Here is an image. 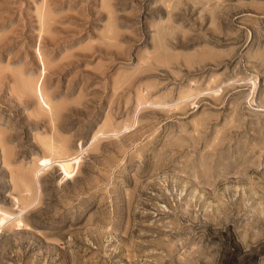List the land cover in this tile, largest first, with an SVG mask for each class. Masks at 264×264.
Here are the masks:
<instances>
[{
  "label": "rangeland",
  "instance_id": "374dc122",
  "mask_svg": "<svg viewBox=\"0 0 264 264\" xmlns=\"http://www.w3.org/2000/svg\"><path fill=\"white\" fill-rule=\"evenodd\" d=\"M1 207L0 264H264V0H0Z\"/></svg>",
  "mask_w": 264,
  "mask_h": 264
},
{
  "label": "bare ground",
  "instance_id": "6f19581e",
  "mask_svg": "<svg viewBox=\"0 0 264 264\" xmlns=\"http://www.w3.org/2000/svg\"><path fill=\"white\" fill-rule=\"evenodd\" d=\"M251 80V79H250ZM253 80V79H252ZM251 80V81H252ZM258 80V79H257ZM257 80H254L253 82H252V84H253V87H252V91H251V93H250V100L252 101V103H254V101H256V97H255V89L257 88V86H258V81ZM218 92V91H217ZM140 103V102H139ZM143 103V102H142ZM143 104H145V103H143ZM149 104V103H148ZM176 104V103H175ZM156 105V104H155ZM141 106H143L142 104H140V105H138V107L139 108H141ZM161 106V105H160ZM259 106V105H258ZM261 107V106H260ZM142 109V108H141ZM140 111V110H139ZM116 134V133H115ZM98 138V135L94 138V141H95V139H97ZM50 141V140H49ZM52 143V142H51ZM50 144V143H49ZM51 146L52 147H50L51 148V152L52 153H54V154H52L51 155V157L49 158V159H45V161H44V163L42 164V166L43 167H41L40 166V168H38L37 169V172H35L36 174L35 175H40V172L44 169V168H46V167H48V166H50V165H52V164H54V163H56L57 165H59L62 169H63V172H64V177H69V176H71V175H74L73 173H74V170L76 171V169H75V166L76 165H78V162H79V160L81 159V157L78 155V157L75 159L76 160V162H75V165L72 167V166H70V157L69 156H65V155H60V153H61V150L63 151V150H65V146H63V149H58V148H55V143L54 144H51ZM57 146V145H56ZM62 146V145H61ZM48 147V148H49ZM49 148V149H50ZM67 150V149H66ZM64 152V151H63ZM80 157V158H79ZM74 159V158H73ZM80 165V164H79ZM78 165V166H79ZM78 168V167H77ZM35 170H36V168H35ZM37 176V177H38ZM26 208V207H25ZM3 208L1 207L0 208V227H3L5 224H7L9 221H11V219L13 218L12 216H13V214H12V212L10 213V212H8L7 210L5 211V209L4 210H2ZM26 210V209H25ZM22 211H24V209L22 210ZM25 212V211H24ZM23 212V213H24ZM23 213H22V215H23ZM17 214V213H16ZM16 216V215H15ZM14 216V217H15ZM20 217V216H19ZM22 217V216H21ZM21 217H20V219H21ZM23 218V217H22ZM23 220V219H22Z\"/></svg>",
  "mask_w": 264,
  "mask_h": 264
}]
</instances>
